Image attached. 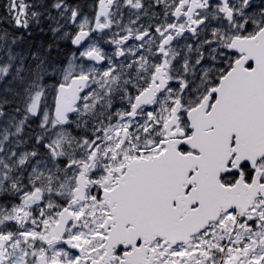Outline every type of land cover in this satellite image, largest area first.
I'll list each match as a JSON object with an SVG mask.
<instances>
[{
	"label": "snow or ice",
	"instance_id": "snow-or-ice-1",
	"mask_svg": "<svg viewBox=\"0 0 264 264\" xmlns=\"http://www.w3.org/2000/svg\"><path fill=\"white\" fill-rule=\"evenodd\" d=\"M0 264H264V0H0Z\"/></svg>",
	"mask_w": 264,
	"mask_h": 264
},
{
	"label": "trees",
	"instance_id": "trees-1",
	"mask_svg": "<svg viewBox=\"0 0 264 264\" xmlns=\"http://www.w3.org/2000/svg\"><path fill=\"white\" fill-rule=\"evenodd\" d=\"M38 42H39L38 39L33 41L34 44ZM70 45L71 44L68 42L62 43V46H61V59L62 60L65 59L68 56L69 52L72 50Z\"/></svg>",
	"mask_w": 264,
	"mask_h": 264
},
{
	"label": "flooded vegetation",
	"instance_id": "flooded-vegetation-1",
	"mask_svg": "<svg viewBox=\"0 0 264 264\" xmlns=\"http://www.w3.org/2000/svg\"><path fill=\"white\" fill-rule=\"evenodd\" d=\"M77 2H78V0H77ZM87 4H89V6L86 8L87 9V14L91 15L93 6L95 5V0H86V4L85 5H87ZM105 47L107 48L108 46L105 45ZM71 49L72 50L69 52V55H71V52L73 51L72 46H71Z\"/></svg>",
	"mask_w": 264,
	"mask_h": 264
},
{
	"label": "rangeland",
	"instance_id": "rangeland-1",
	"mask_svg": "<svg viewBox=\"0 0 264 264\" xmlns=\"http://www.w3.org/2000/svg\"><path fill=\"white\" fill-rule=\"evenodd\" d=\"M81 6V9H82V11L85 13V14H87V7L89 6V4H87V5H80Z\"/></svg>",
	"mask_w": 264,
	"mask_h": 264
}]
</instances>
